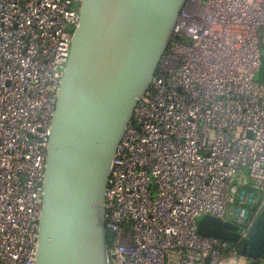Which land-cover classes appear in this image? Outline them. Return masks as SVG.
Masks as SVG:
<instances>
[{"label": "built area", "instance_id": "2783aa9c", "mask_svg": "<svg viewBox=\"0 0 264 264\" xmlns=\"http://www.w3.org/2000/svg\"><path fill=\"white\" fill-rule=\"evenodd\" d=\"M83 0H0V264H35L47 145ZM264 0H185L104 193L109 264H249L264 209ZM238 227L236 243L197 220ZM255 264H264V246Z\"/></svg>", "mask_w": 264, "mask_h": 264}, {"label": "water", "instance_id": "95a60500", "mask_svg": "<svg viewBox=\"0 0 264 264\" xmlns=\"http://www.w3.org/2000/svg\"><path fill=\"white\" fill-rule=\"evenodd\" d=\"M185 0H83L47 145L35 264H109L104 193L116 149L148 90ZM210 215L197 234L236 243ZM264 209L241 254L255 264Z\"/></svg>", "mask_w": 264, "mask_h": 264}, {"label": "trees", "instance_id": "16d2710c", "mask_svg": "<svg viewBox=\"0 0 264 264\" xmlns=\"http://www.w3.org/2000/svg\"><path fill=\"white\" fill-rule=\"evenodd\" d=\"M261 67H262V64H261ZM261 67H260L258 74L256 75V79H257V81L264 83V67H262V68Z\"/></svg>", "mask_w": 264, "mask_h": 264}, {"label": "rangeland", "instance_id": "374dc122", "mask_svg": "<svg viewBox=\"0 0 264 264\" xmlns=\"http://www.w3.org/2000/svg\"><path fill=\"white\" fill-rule=\"evenodd\" d=\"M261 64H262V67H264V54H263V57H262V62H261ZM261 67V68H262ZM260 74V73H259Z\"/></svg>", "mask_w": 264, "mask_h": 264}]
</instances>
